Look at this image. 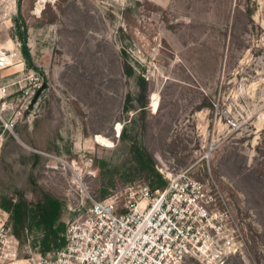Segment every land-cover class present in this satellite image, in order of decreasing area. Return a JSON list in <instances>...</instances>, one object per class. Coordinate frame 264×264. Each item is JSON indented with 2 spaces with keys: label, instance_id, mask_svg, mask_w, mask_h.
Wrapping results in <instances>:
<instances>
[{
  "label": "rangeland",
  "instance_id": "1",
  "mask_svg": "<svg viewBox=\"0 0 264 264\" xmlns=\"http://www.w3.org/2000/svg\"><path fill=\"white\" fill-rule=\"evenodd\" d=\"M14 1L0 0V46L11 41L24 64L8 74L33 69L45 86L36 102L50 132L39 154L21 137L4 145L0 204L46 193L66 225L88 194L121 209L150 181L135 142L162 176L192 167L219 187L223 264H264V0ZM35 224L9 257L47 256Z\"/></svg>",
  "mask_w": 264,
  "mask_h": 264
},
{
  "label": "built area",
  "instance_id": "2",
  "mask_svg": "<svg viewBox=\"0 0 264 264\" xmlns=\"http://www.w3.org/2000/svg\"><path fill=\"white\" fill-rule=\"evenodd\" d=\"M16 64L0 46V163L7 137L18 138L17 125L41 114L35 99L41 83L33 69L22 80L3 79L2 72ZM191 170L166 168V188L141 185L121 209L117 196L86 195L71 209L75 216L63 233L65 246L26 261L16 260V251L9 257L17 239L9 214L0 209V264H203L210 257L223 264L228 256L221 244L228 224L224 198L214 182L196 179Z\"/></svg>",
  "mask_w": 264,
  "mask_h": 264
},
{
  "label": "trees",
  "instance_id": "3",
  "mask_svg": "<svg viewBox=\"0 0 264 264\" xmlns=\"http://www.w3.org/2000/svg\"><path fill=\"white\" fill-rule=\"evenodd\" d=\"M25 29V28H24ZM23 35L22 53L28 61V65H31V57L29 50L25 44L26 32ZM133 150L139 156L136 157L147 170L149 175V186L155 190H162L167 187L168 182L153 166V160L150 156L140 154L135 142H132ZM0 207L6 210L12 220L14 235L21 241L22 231L28 229L30 219L35 221V225L38 229L44 231V238L40 242L41 253L46 255L65 246L66 241L63 233L66 228V224L61 221L62 216V203L52 198L46 193H43L40 203L36 206L28 204L23 195H20L19 201L5 200L0 204ZM32 228V226H31Z\"/></svg>",
  "mask_w": 264,
  "mask_h": 264
},
{
  "label": "crops",
  "instance_id": "4",
  "mask_svg": "<svg viewBox=\"0 0 264 264\" xmlns=\"http://www.w3.org/2000/svg\"><path fill=\"white\" fill-rule=\"evenodd\" d=\"M19 67H21V66H19ZM10 70L11 69L5 70L1 74L3 79L7 82H10V83L13 81H16V79H17L16 76H11V75H16V73L24 72V70L22 68L21 71L19 70L20 72L17 71V72H14L13 74H8V71H10ZM10 90H13V88ZM44 119H45V116H38L32 122H24L23 121L17 125V128H16V134L18 136L17 139L19 140L20 137L22 138L23 141L18 142L22 147L30 148V145L34 146L37 148V149L35 148L36 149L35 151H37L38 154H39V152H44L45 150L48 149V148L44 147V145H39V141H38V135L39 134L43 135L46 133L48 135L50 132V125H49V123H45ZM9 138H10V136L7 137V139L4 143V145H6L4 155H6L10 144H13V142H9Z\"/></svg>",
  "mask_w": 264,
  "mask_h": 264
},
{
  "label": "bare ground",
  "instance_id": "5",
  "mask_svg": "<svg viewBox=\"0 0 264 264\" xmlns=\"http://www.w3.org/2000/svg\"><path fill=\"white\" fill-rule=\"evenodd\" d=\"M13 5L16 7V0L14 1ZM9 43H10V45L8 46L7 49L12 53V56H13L14 61L16 63H19L18 67L19 66H22L23 63H22V60L19 59L20 58L19 53L17 52V50L14 47L13 43L11 41Z\"/></svg>",
  "mask_w": 264,
  "mask_h": 264
},
{
  "label": "water",
  "instance_id": "6",
  "mask_svg": "<svg viewBox=\"0 0 264 264\" xmlns=\"http://www.w3.org/2000/svg\"><path fill=\"white\" fill-rule=\"evenodd\" d=\"M44 89H45V86H42V87L37 91L35 99L38 98V96L40 95V93H41Z\"/></svg>",
  "mask_w": 264,
  "mask_h": 264
}]
</instances>
